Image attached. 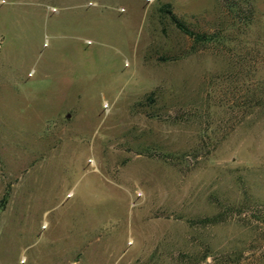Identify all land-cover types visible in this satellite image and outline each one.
<instances>
[{
  "label": "rangeland",
  "instance_id": "374dc122",
  "mask_svg": "<svg viewBox=\"0 0 264 264\" xmlns=\"http://www.w3.org/2000/svg\"><path fill=\"white\" fill-rule=\"evenodd\" d=\"M2 195L0 264H264V0H0Z\"/></svg>",
  "mask_w": 264,
  "mask_h": 264
},
{
  "label": "trees",
  "instance_id": "16d2710c",
  "mask_svg": "<svg viewBox=\"0 0 264 264\" xmlns=\"http://www.w3.org/2000/svg\"><path fill=\"white\" fill-rule=\"evenodd\" d=\"M169 12V17L171 19V21L174 23V25L180 29L182 32L189 34L193 40H203L205 38L204 35L202 34H198L196 32L190 31L187 26L181 21L179 20L173 13H171L169 10H167ZM5 195H2L0 197V205L5 201Z\"/></svg>",
  "mask_w": 264,
  "mask_h": 264
}]
</instances>
